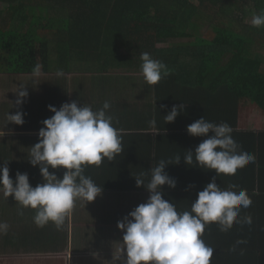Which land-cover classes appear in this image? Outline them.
Segmentation results:
<instances>
[{
  "label": "trees",
  "instance_id": "1",
  "mask_svg": "<svg viewBox=\"0 0 264 264\" xmlns=\"http://www.w3.org/2000/svg\"><path fill=\"white\" fill-rule=\"evenodd\" d=\"M0 2L10 5L0 25V74H32L37 63L41 73H47L50 61H55L56 71L70 73L73 64L85 60L97 64L96 73L142 72L141 53L147 52L167 66L169 74L161 83L172 81L184 91L212 94L207 99L228 103L244 129L249 127L252 108L264 119V56L256 52L264 47V26L251 23L254 15L264 13V0ZM18 19L24 30L16 29ZM244 133L237 141L250 142L247 151L254 157L247 166L250 186L235 180L231 190H246L252 204L241 209L240 222L227 232L217 223L206 226L202 239L214 249L212 264H264V124L259 134ZM173 196L178 213L191 211L198 198L192 192ZM249 216L251 224L246 222ZM0 262L63 264L64 260L14 257Z\"/></svg>",
  "mask_w": 264,
  "mask_h": 264
},
{
  "label": "crops",
  "instance_id": "2",
  "mask_svg": "<svg viewBox=\"0 0 264 264\" xmlns=\"http://www.w3.org/2000/svg\"><path fill=\"white\" fill-rule=\"evenodd\" d=\"M72 66L73 70L63 72L62 77L57 76L55 61L51 71L41 73L38 78L32 74H0L1 87L6 93L0 97V107L6 109L4 121L0 117V167L7 164L14 182L16 173L20 172L28 174L32 187L44 183L40 167H33L29 162L30 148L39 142L43 121L54 115L49 106L59 109L64 103L73 101L93 111L102 109L108 102L111 107L106 115L113 118V126L119 130L123 151L114 161L105 159L99 167L85 168L84 175L102 188V195L88 204L77 201L71 216L59 229L51 222L38 227L33 219L36 210L22 208L14 197H6L0 189V223L8 225L7 232L0 233V259L47 257L63 259V264H126L124 233L117 224L138 205L147 202L149 193L137 187L135 177L143 178L146 184L151 178V168L161 160L168 163L165 172L176 182L174 189L163 187L164 193L172 194L163 198L174 205L173 195L178 192L198 195L214 177L217 185L225 190L229 188L224 187L226 184L236 185L235 180L240 185L250 186L249 164L235 176L218 177L214 171L198 167L194 155L191 165L185 163L184 156L188 150L194 154L195 148L205 139L192 137L187 132V126L203 116L215 124L228 123L240 150L250 151V142L237 139L241 140L244 132L259 134L262 131L264 119L257 109L252 108L249 127L244 129L243 122L237 120L236 111L228 103L207 99L212 94L184 91L172 81L148 85L142 72L96 73L97 64L86 60ZM17 77L25 84L18 85ZM22 87L29 95L19 106L17 93ZM179 104L185 106V111L175 122L166 123L164 117ZM17 112L24 113L22 126L7 119L8 114ZM153 119L155 126L150 124ZM241 145L245 149H241ZM177 156L181 158L179 164H175ZM49 171L62 179L66 169L49 168ZM261 180L264 182V177Z\"/></svg>",
  "mask_w": 264,
  "mask_h": 264
},
{
  "label": "clouds",
  "instance_id": "3",
  "mask_svg": "<svg viewBox=\"0 0 264 264\" xmlns=\"http://www.w3.org/2000/svg\"><path fill=\"white\" fill-rule=\"evenodd\" d=\"M251 23L256 28L264 26V13L254 15ZM141 60L142 74L148 85H158L162 77L169 74L167 66L152 59L147 52L141 53ZM32 75L40 77L39 63ZM63 75L62 70L57 72L58 77ZM17 95L16 104L22 106L29 93L22 87ZM110 107L105 102L102 109L93 111L75 101L64 103L59 109L49 106L54 115L43 121L39 142L30 148L29 159L33 167H40L44 183L32 187L28 174L20 172L16 173L14 182L7 164L0 167V189L6 197H14L22 208L36 210L33 219L38 227L51 222L59 229L71 216L77 201L88 204L102 195V188L85 176L84 171L88 166H101L105 159L114 161L123 151L119 130L113 126V118L106 115ZM184 111L183 104L174 105L164 117L165 122H175ZM23 117V112H17L8 114L7 119L22 126ZM150 124L155 126L156 120ZM187 132L192 137H205L194 154L186 151L187 165L193 163L194 155L201 169L214 171L218 177L235 176L254 160L251 154L240 150L232 136L233 128L226 122L215 124L203 116L188 125ZM180 159L177 156L175 164H179ZM167 166L166 161H159L151 168V178L146 184L143 178L135 177L137 187L145 188L149 198L117 224L124 233L126 264H212L214 249L202 239L206 226L217 223L221 231H229L234 223L240 222L241 209L249 208L252 200L246 190L238 193L231 190L236 185L221 189L214 177L198 193L191 211L178 213L176 205L163 198L165 185L176 187L175 180L165 172ZM49 168L66 171L59 179ZM246 222L252 223L250 216L246 217ZM7 229L6 223H0V233H6Z\"/></svg>",
  "mask_w": 264,
  "mask_h": 264
},
{
  "label": "rangeland",
  "instance_id": "4",
  "mask_svg": "<svg viewBox=\"0 0 264 264\" xmlns=\"http://www.w3.org/2000/svg\"><path fill=\"white\" fill-rule=\"evenodd\" d=\"M22 3V2H21ZM9 8H10V5H9V3H7V2H0V13H2V14H0V25H2L3 23V20L4 19H6V17H5V14L3 15V13H8L9 12ZM20 14H22V13H20ZM16 21V20H15ZM19 25V26H18ZM18 25L16 26V25H14L13 23L11 24V27H15L16 26V29H19V30H24L25 28H26V26L24 25V24H21V20H19L18 19ZM205 32V30H203V33ZM253 52H254V49H253ZM256 52H259V53H261L263 56H264V47L263 46H259V47H257V49H256ZM52 60H54L53 58H52ZM50 63H52L51 61H50ZM263 71H264V66H263ZM17 84L19 85V84H21V85H23V84H25V81L22 79V78H19V77H17ZM6 82V81H5ZM5 86H7L6 84H5ZM6 88V90H8L7 89V87H5ZM4 94H6L5 93V89H3L2 87H1V82H0V97H1V95H2V97H4ZM2 111V112H1ZM4 111H6V109H5V107L4 106H1L0 107V117L2 118V120L4 121V119H5V117H4Z\"/></svg>",
  "mask_w": 264,
  "mask_h": 264
}]
</instances>
